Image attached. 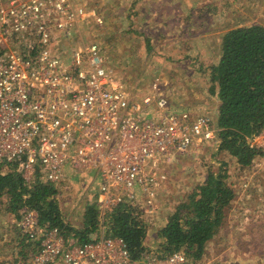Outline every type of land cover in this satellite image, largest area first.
<instances>
[{"label": "built area", "instance_id": "obj_1", "mask_svg": "<svg viewBox=\"0 0 264 264\" xmlns=\"http://www.w3.org/2000/svg\"><path fill=\"white\" fill-rule=\"evenodd\" d=\"M87 19L103 24L70 0H0V163L16 165L27 184L39 177L57 185L67 168L99 179L100 226L88 241L22 210L16 226L38 245L30 264H186L183 249L148 247L133 259L104 221L120 203L134 205L138 192L153 213L162 169L202 143L216 146L217 125L206 114L171 110L155 83L141 101L130 98L100 46L78 41ZM246 141L258 152L250 165L264 168V125Z\"/></svg>", "mask_w": 264, "mask_h": 264}, {"label": "rangeland", "instance_id": "obj_2", "mask_svg": "<svg viewBox=\"0 0 264 264\" xmlns=\"http://www.w3.org/2000/svg\"><path fill=\"white\" fill-rule=\"evenodd\" d=\"M70 1L93 9L101 17L102 25L92 19L80 25L78 41L100 46L130 98L141 101L155 83L171 110L206 114L213 120L215 95L208 82V68L218 59L223 33L231 25L264 23V0ZM61 45L56 44L58 48ZM196 104L207 107L204 110ZM217 147L202 143L197 150L174 156L162 169L166 179L156 189L153 213L143 207L142 194H136L134 207L146 226L145 245L159 248L156 232L176 203L200 184L207 172L221 168L234 199L225 223L196 264H264V168H241L228 153L217 152ZM0 164L1 171L7 172V164ZM84 172L71 170L57 189L60 208L76 227L82 223L78 210L87 198L92 200L97 189L95 181L99 180L95 171L87 173L92 178ZM5 211L2 199L0 227L9 225L10 229L13 224L12 228L18 230L16 221L20 216L15 218ZM2 232L0 229V235Z\"/></svg>", "mask_w": 264, "mask_h": 264}, {"label": "trees", "instance_id": "obj_3", "mask_svg": "<svg viewBox=\"0 0 264 264\" xmlns=\"http://www.w3.org/2000/svg\"><path fill=\"white\" fill-rule=\"evenodd\" d=\"M219 56L209 66V84L212 92L216 85L218 98L216 125L217 152H226L239 167H247L258 154L250 148L247 137L264 125V23L231 25L223 33ZM0 203L17 218L23 209L37 210L43 224L56 227L65 237L72 236L79 243L90 240L100 226L97 202L86 205L81 226L76 227L64 217L57 198L55 185L37 177L27 184L16 165L7 164L1 171ZM196 187L190 190L168 214L156 235L163 254L183 249L188 261L196 264L205 254L208 243L222 228L226 212L234 199L227 184L226 172H207ZM107 234L121 237L133 259L148 250L144 244L146 226L139 209L130 202H122L104 221ZM17 230V229H16ZM18 259L30 264L37 251V242H31L19 230Z\"/></svg>", "mask_w": 264, "mask_h": 264}, {"label": "crops", "instance_id": "obj_4", "mask_svg": "<svg viewBox=\"0 0 264 264\" xmlns=\"http://www.w3.org/2000/svg\"><path fill=\"white\" fill-rule=\"evenodd\" d=\"M213 91H214L213 95H215V98H214L215 99V101H214L215 102V107L213 108V110H214L213 114H214V117L216 119V117H217V107H218V103H219L217 95H216V91H217L216 85L214 86ZM188 101H190V100H188ZM193 101L194 100L191 101L192 104L195 103ZM199 101H202V99L199 100ZM192 106H194V105H192ZM196 106L200 107V108H202L204 110L207 107L205 105H200V104H196ZM70 171H71V169H68V168L66 169L65 177L69 175ZM82 171H85L84 173H86L87 176H90L87 173L93 172L92 170H82ZM95 182L97 183V185H96L97 189H96V192H95L94 196L92 197V200H91V198L90 199L87 198L85 204H83V206L81 208H79V210H78V212L80 211L81 216L84 213V209H85L87 204L92 203V202H96L99 180L95 181ZM58 186H62V184L59 183V184L55 185V188L58 189ZM63 186H65V185H63ZM59 205H60V202H59ZM61 211L63 213L62 209H61ZM5 212H7V211H5ZM7 213L9 214V212H7ZM63 215H64V213H63ZM65 218H66V220H68L67 217H65ZM165 222L166 221H163L161 226L164 225ZM3 225H5V224H3ZM12 226H13V224H11L10 229H9V225H8V227L5 226L7 228L0 227V229L3 231L2 234L0 235V264H21V263H19L20 259H18L19 256L17 255L19 250H20L19 245H18V241H19V235L17 233L18 230L13 229Z\"/></svg>", "mask_w": 264, "mask_h": 264}]
</instances>
